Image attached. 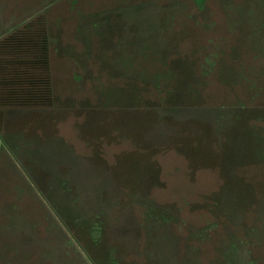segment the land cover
Returning <instances> with one entry per match:
<instances>
[{
  "label": "rangeland",
  "instance_id": "rangeland-1",
  "mask_svg": "<svg viewBox=\"0 0 264 264\" xmlns=\"http://www.w3.org/2000/svg\"><path fill=\"white\" fill-rule=\"evenodd\" d=\"M46 1L96 36L85 46L81 33L78 52L64 60L77 67L58 74V98L45 107L53 110L37 116L53 135L31 141L40 170L0 150V213L29 206L27 225L10 218L0 229V264H169V254L195 249L206 264H225L215 256L229 252L238 264L249 252L264 264V0ZM126 60L131 66L120 67ZM10 97L1 83L0 125L10 116L28 135L17 111L5 116L26 108L6 104ZM232 102L241 117L224 143L205 127L181 138L197 166L214 164V178L181 157L169 164L176 133L191 118L184 109L208 110L199 126ZM154 157L161 171L148 165ZM113 173L121 189L103 180ZM48 181L62 191L81 185L77 195L53 196ZM27 187L46 196L4 193ZM147 208L164 221L150 224Z\"/></svg>",
  "mask_w": 264,
  "mask_h": 264
},
{
  "label": "crops",
  "instance_id": "crops-1",
  "mask_svg": "<svg viewBox=\"0 0 264 264\" xmlns=\"http://www.w3.org/2000/svg\"><path fill=\"white\" fill-rule=\"evenodd\" d=\"M42 1L43 3H40V0H18V2L16 0H14L13 2L11 0H0V41L4 39L5 37L11 35L15 31L19 30V28L26 23H29L34 20L31 23L35 24L37 23L36 21L39 20L40 18L44 20L46 29H47L49 68H50L51 86H52V92H53V104L52 105H55L56 99L58 98L57 90L60 89V85H59L60 81L58 80V74L62 73V71L65 69H71L72 67H77L74 64L70 66V63L69 62L66 63L67 61L64 62V60L65 59L69 60V57H71L72 54H75L78 52L77 49L75 48L78 47L79 43H82L81 40L83 39H81L80 37L82 32H84L83 34L86 35L85 40L83 41L84 43L82 44L85 46L88 45V42L89 43L91 41L93 42L96 35H94L92 29L90 30L89 27L85 25L82 26L81 22H79L77 18L62 14V12H56L55 10H51V8L48 9L47 7L48 2L47 1L45 2V0H42ZM15 2H17V4ZM159 20L162 21V19H159ZM122 21L124 23V20ZM125 21H128V19H126ZM132 26L134 27L135 24H132ZM161 26L162 25H160V27ZM81 27L84 28L82 31H80ZM263 38H264V31H263ZM130 48H131V52L135 53V47L133 45H130ZM126 62L127 60L124 62L120 61L119 62L120 67L126 68L127 65L129 67L131 66V64H127ZM237 105L238 104H235L232 102L230 103V107H226L223 109L220 108L219 109L220 111L218 110L217 113L215 114V116L217 117L212 120L207 121L210 124L207 123L206 121L204 123H201L202 120L206 116H208V114L205 113L206 111H208L207 109L201 108L199 105L194 106L196 109L199 110V112H195V111L189 112V110L184 109L187 111V114H180V115L181 116H191V118H189V120H186V122H184L183 126H185V128L178 130L177 131L178 133H176L177 136L172 142L173 144L171 145V148H170V151L175 149V152H169V154L167 155V157L169 158L168 159L169 164H172L174 162V159L181 157L187 161V163L186 162L185 163L188 169L189 167L191 168L195 167L196 172L199 173L200 171H203L204 173L201 174L200 177L201 176L203 177L204 175L205 180L207 178V174L213 175V172L215 173V170H216L215 167L211 165H207V164H212V165L214 164L213 163H202L203 166L202 165L197 166L198 163L195 162L196 160L195 156H192V154L191 156H189L187 154L186 149H184L183 145H181L182 144L181 138L186 132L190 136L193 134H198L201 130H204V127H205L209 133H212L215 136L216 134H219V136L221 135L222 137L221 136L220 137L222 139V142L224 143L225 138H228V134H227L228 130L232 129L233 125L236 128L237 122H239L238 118L241 117V115L240 116L238 115ZM191 108L194 109L192 106ZM263 108H264V105H263ZM208 109L210 110L212 108H208ZM239 109H243V107H240ZM51 110H53V108L46 109L45 107L44 108H40V107L8 108V110L6 109L4 112L5 116H8L7 114L10 112L15 114V111H17L16 113H18V116L20 118L22 117L25 120L23 122L25 123L24 125L27 128L28 135H25V130H24L23 132L24 136H21L20 135L22 133L21 130L23 129L19 125H15L14 122L8 123L10 119V116H9V119L6 118L3 122V125L2 126L0 125V150L8 152L9 155H11L15 160H17L20 163L24 162L28 165L31 164L30 166L36 167L38 170H40L42 161L39 156V151H37L38 146L32 145L31 141H33V138L35 140L39 139L40 141L39 145H40L41 142L42 143L45 142L47 137L53 136L52 134H50L49 136L46 137V133H50V131H47V128H45L38 121V118L40 117L41 113H49ZM201 110H206V111L204 113H200ZM20 121L22 122V120ZM197 121H201L199 122V126L195 125ZM17 122L19 123V121ZM29 122H32V123L27 126L26 123H29ZM31 125L33 126L31 127ZM12 127H14L15 129H13ZM39 128H42V132L41 131L39 132ZM190 128H192V130H190ZM151 130H152L151 136L155 134V132H157V130L155 131L152 128ZM152 138L154 140L151 143V147L158 150V146L160 145L158 141L156 140V137H152ZM166 148H167V145H166ZM149 163L150 164L148 165H151V167L153 166L154 163L157 164V166L159 167V170L162 166L161 163L158 162V159L155 157H154V161L149 162ZM175 168L177 169V167ZM205 170H207L209 173H207V171ZM215 175H213L211 178H214ZM103 180L109 181L108 182L109 190L112 188L118 189L121 187L119 183L120 179H118V177H116L114 173H113V176L109 178V180L107 179L106 180L103 179ZM110 181L114 183L115 181H117L116 182L117 186L115 184H112L111 186ZM198 182H200V179ZM69 183L70 182L66 183V185L63 186V191L61 190V188L58 189L57 184H54V182L51 183L49 181H48V185L46 186V188L48 187L49 191H56V192H51L53 196L63 195L62 193H64V195L66 196L68 195L66 193H69V196L77 195L78 188H80L81 183L77 182L76 185L73 181L70 184ZM46 188H45V191H46ZM122 188L124 187L122 186ZM37 190L34 188L27 187V188L20 189V190H11V189L5 190L4 193H7L10 191L13 194V196L15 193H17V195L21 194V195H25L28 197H36V196L45 197L46 196V192H40V191L36 192ZM57 191H59V193H57ZM75 191L77 193H75ZM137 195L142 196V197H147V196H150V192L148 194L136 193V196ZM152 205H154L157 208H160L159 206L151 202H149L146 207L152 206ZM4 210L5 211H1L0 213V217H1L0 229L1 230L4 229V226H5L4 223H6V221L10 218L17 220L18 222L22 223V225H27L29 223L28 222L29 219H27V216L24 215L29 210V206H27V208L24 211H20V212L16 211L15 206H13L12 208L10 207L5 208ZM50 210L51 211L49 212V214L52 216L53 215L52 213L54 212L52 209ZM146 213L148 214V217H146V219L147 221L150 222V224L152 223V221H155V223H157V221L159 220L164 221V218L161 216L164 214L161 213V211L160 212H158L157 210L153 211L147 208ZM2 219H5V220L2 221ZM157 224L160 225L159 223ZM261 244H263V242H261ZM195 250H197L198 252L193 253L192 256L189 255V253L188 254H185V253L169 254V256H167L168 260L170 261L169 264H206L205 262V260L207 259L206 256H203V254L199 252L198 249H195ZM229 253L216 254L215 259L217 261H219L220 259L222 261L224 260L225 264H238L239 260L237 256L233 255L232 253L231 254ZM238 257L239 259H241L243 256L241 253H239ZM155 260H158V259H155ZM249 262H252V263L255 262V264H258L257 259L254 258L251 252H249L248 255H245L244 258L241 259L240 264H247ZM218 263L216 262L215 264H218ZM210 264H213V263L210 262Z\"/></svg>",
  "mask_w": 264,
  "mask_h": 264
},
{
  "label": "trees",
  "instance_id": "trees-1",
  "mask_svg": "<svg viewBox=\"0 0 264 264\" xmlns=\"http://www.w3.org/2000/svg\"><path fill=\"white\" fill-rule=\"evenodd\" d=\"M36 22L0 41V72H3L0 84L4 93L12 95L6 102L9 106L51 107L53 104L47 29L42 18ZM38 22L42 24L35 26Z\"/></svg>",
  "mask_w": 264,
  "mask_h": 264
}]
</instances>
